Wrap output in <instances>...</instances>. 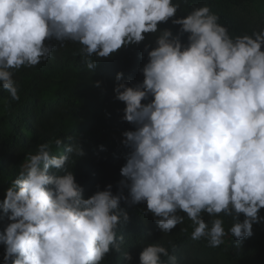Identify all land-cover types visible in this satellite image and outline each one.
<instances>
[{
    "label": "clouds",
    "instance_id": "1",
    "mask_svg": "<svg viewBox=\"0 0 264 264\" xmlns=\"http://www.w3.org/2000/svg\"><path fill=\"white\" fill-rule=\"evenodd\" d=\"M178 8L173 0H0V87L19 100L13 70L49 59L54 46L46 41L79 43L92 71L93 54L108 58L142 42ZM219 19L203 6L173 20L189 33L187 46L162 31L142 68L143 82L114 88L126 105L123 119L136 125L122 141L131 151L121 168L127 183H120L131 203L146 202L162 232L183 223L178 213H185L195 225L191 239L207 238L211 247L224 242V221L213 219L209 228L202 213L234 214L230 233L237 239L264 222V30L233 38ZM122 77L117 73L118 81ZM148 96L151 102L143 104ZM72 139L55 140L60 155L39 145L6 189L0 209L11 222L0 231L3 264H101L111 251L121 252L119 229L129 215L119 205L128 197L108 185L84 198L74 172L66 170L71 154L84 155ZM161 256L177 264L156 243L139 261L162 264ZM122 257L132 259L127 251Z\"/></svg>",
    "mask_w": 264,
    "mask_h": 264
},
{
    "label": "trees",
    "instance_id": "2",
    "mask_svg": "<svg viewBox=\"0 0 264 264\" xmlns=\"http://www.w3.org/2000/svg\"><path fill=\"white\" fill-rule=\"evenodd\" d=\"M173 2L179 3L180 8L174 17L158 24L156 33H146L142 42L123 46L108 58L93 54L97 66L92 71L84 63L82 45L55 39L46 41L54 46L49 59L36 66L13 70L19 100H12L0 87V202L6 189L18 178L27 157L35 154L39 145L48 144L52 154L60 155L63 147L57 148L55 140L67 143V137L71 136L73 147L79 143L84 155L71 154L66 170L74 172L84 198L106 190L108 185L112 186L114 195L122 192L128 197L119 205L129 215L128 222L119 229L125 239L121 252L111 251L101 264H140V253L151 243L164 246L170 256H176L177 264H264V222L253 224L252 236L237 239L230 233L236 222L234 214L212 217L202 213L209 228L213 219L224 221V242L211 247L207 238L191 239L195 225L182 212L178 214L184 216L183 223L169 233L162 232L153 215L147 212L146 202L132 204L129 189L120 183H127L121 168L131 151L122 143L123 133L135 131L136 125L123 119L126 105L115 98L114 88L120 83L135 87L143 82L142 68L148 63V52L157 47L160 33L170 30L173 37L179 36L182 45L187 46L189 33H181V25L174 24L173 20L184 18L203 6H208L220 18L218 22L228 28L233 38L264 30V0ZM117 73H123L119 81ZM151 100L148 96L142 103ZM50 174L62 175L63 170L50 169ZM9 214L0 209V231L11 222ZM259 216L264 217V208L260 209ZM238 219L242 222L245 217L241 214ZM124 251L131 255L130 261L122 257ZM4 254L5 246L0 244V264ZM161 262L169 264L168 257L161 256Z\"/></svg>",
    "mask_w": 264,
    "mask_h": 264
}]
</instances>
